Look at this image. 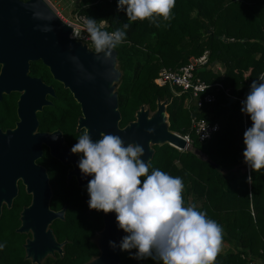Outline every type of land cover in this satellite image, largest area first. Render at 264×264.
Listing matches in <instances>:
<instances>
[{"label":"trees","instance_id":"trees-1","mask_svg":"<svg viewBox=\"0 0 264 264\" xmlns=\"http://www.w3.org/2000/svg\"><path fill=\"white\" fill-rule=\"evenodd\" d=\"M73 12L97 22L105 20L103 30L109 32L129 23L126 10H118V0H80ZM159 24L157 27L149 20L131 22L126 41L115 49L122 73L117 88L121 126L134 121L141 106L154 111L157 99L167 100L169 131L190 134L192 146L206 159L168 144L153 146L150 172L158 168L181 177L185 204H195L222 226V245H228L230 250L221 249L214 264H264V169L248 173L243 158V135L252 126L251 119L241 112V101L228 106L229 99L223 90L213 86L220 84L233 97L245 99L253 80L264 72V0H176L172 18L161 19ZM205 51L209 52V66L214 65L209 69L207 65L196 74L212 86L208 92L215 96V101L189 112L184 106L186 95L174 97L167 87L157 86L155 79L162 68L178 69ZM45 72L42 63L31 64V75L41 76ZM15 99L16 95H11L0 102L2 130L14 126ZM191 115L219 126L204 144L190 130ZM38 117L40 131L62 128L54 116ZM45 159L39 163L46 165ZM60 173H50V208L58 211L66 206V218L54 221L50 228L57 242L65 245L62 257L55 254L42 264H85L99 255L95 236L103 227L102 212H88L84 195L60 190L64 184L58 178ZM30 202L31 197L19 184L12 207L2 209L0 264H31L25 260L23 249L27 236L16 233L19 214ZM134 254L135 250H120V264H158L150 258L134 259Z\"/></svg>","mask_w":264,"mask_h":264},{"label":"water","instance_id":"water-1","mask_svg":"<svg viewBox=\"0 0 264 264\" xmlns=\"http://www.w3.org/2000/svg\"><path fill=\"white\" fill-rule=\"evenodd\" d=\"M39 11L49 22L34 19ZM49 26L50 32L40 28ZM71 27L64 23L54 9L45 0H0V101L3 95L18 93L17 117L14 129H0V218L2 209L12 207L18 196V182L31 196L29 206L20 212V226L16 233L31 234L24 244L25 260L31 264H42L47 257L63 255L65 243H58L51 224L63 220L64 209L54 212L50 209L52 191L45 168L37 164L42 157V146L50 148L55 159L67 164L73 161L79 186L87 187L90 176H82L78 168V159L62 143L59 132L53 134L38 133L37 112L49 103L46 95H53L52 88L39 79L29 77L32 62L41 61L47 67L54 80L63 84L80 104L82 118L79 127H87L94 141L100 133L118 135L124 141L140 144L145 155L141 159L147 163L154 155L153 146L168 144L180 151L186 150V142L177 134L169 131L166 113L167 100H157L156 110L141 106L135 113V120L124 128L118 109L117 86L121 71L117 65V52L114 49L109 61L103 54H96L85 44L70 38ZM78 57L82 67L78 68L70 57ZM214 63L208 66L212 67ZM88 77H92L89 79ZM233 103L230 98L228 106ZM155 128L148 135L147 129ZM53 137H56L55 139ZM67 151L73 155L68 158ZM68 158V159H67ZM220 171L219 166H215ZM248 173L251 170L247 167ZM103 227L97 233L95 244L99 255L85 264H120V244L125 233L118 228L115 213L102 214ZM115 242L116 249L109 246Z\"/></svg>","mask_w":264,"mask_h":264},{"label":"clouds","instance_id":"clouds-1","mask_svg":"<svg viewBox=\"0 0 264 264\" xmlns=\"http://www.w3.org/2000/svg\"><path fill=\"white\" fill-rule=\"evenodd\" d=\"M175 4L176 0H118V10H126L129 23L109 32L103 30L105 20L97 22L86 17L83 29L95 53L109 61L113 50L126 41L131 22L149 20L159 27L161 19L172 18ZM33 15L34 19L52 20L39 11ZM40 30L50 32L52 28ZM79 38L81 32L74 31L71 39ZM70 59L82 67L78 57ZM241 112L250 117L252 124L243 135L244 163L259 172L264 169V72L251 83ZM146 131L152 135L155 128ZM77 141L71 152L81 157L78 168L82 176L92 177L87 184L88 207L106 215L115 213L118 228L126 233L118 245L121 251L135 250L132 258H150L158 264H214L221 251L223 228L195 204H185L181 177L158 168L150 172V161L141 159L145 155L143 146H125L118 135L101 132L99 140L94 141L85 127ZM109 246L117 248L112 241Z\"/></svg>","mask_w":264,"mask_h":264},{"label":"flooded vegetation","instance_id":"flooded-vegetation-1","mask_svg":"<svg viewBox=\"0 0 264 264\" xmlns=\"http://www.w3.org/2000/svg\"><path fill=\"white\" fill-rule=\"evenodd\" d=\"M19 1L26 3L29 0H19ZM32 63H42V62L36 61V62H32ZM31 64H30V67H31ZM117 65H118V62H117ZM45 68H46V72L44 73V75H41V76L40 75H38V76L31 75L30 74V68H29V77H31L33 79L41 80V82L43 84H45L47 87L52 88V90L54 92L53 95H51V94L46 95V101L49 104L47 106H44L42 108V111L37 112V114H36L37 120H38L37 132L38 133H46V134H53L55 132H59L61 139H62V143L71 152V148L78 142L77 138L82 134V130H83V127H81V128L79 127V120H80V118H82L81 106L75 100V98L73 97V94L69 91V89L66 88L60 82L54 80L53 76L51 75L50 70L47 67H45ZM121 78H122V73H121ZM120 81H121V79H120ZM119 84H120V82H119ZM119 84H118V86H119ZM118 86H117V88H118ZM11 95H16V99H15V101H16L15 102L16 103V105H15L16 121L14 122V126L12 128H8V129H14L16 126V123L18 121L17 101L19 99V94L18 93H11L9 95H3L2 100L4 97H9ZM2 100L0 102H2ZM157 100H160V99H157ZM156 103H157V101H156ZM118 109H119V101H118ZM154 111H150V113H153ZM38 115L49 116L48 118H51L54 116L55 119L58 120L57 122L62 126V128L57 127V128L50 130V131L49 130L40 131V129H39L40 120H39ZM120 116H121V114H120ZM121 120H122V118H121ZM134 120H135V115H134ZM131 122H133V121H130L129 123H131ZM129 123H127V124H129ZM119 127L120 128L125 127V126L124 127L121 126V121L119 123ZM5 130H7V129H5ZM5 130H3V131H5ZM42 151H43L42 157L37 161V164H39L43 168H45L47 175H48V178H49V184H50V173L51 172L53 173V172L59 170L61 173H63V178H62L61 173H60V176L58 178H59L61 184H62V182H64L62 187H60V190H70V191H72V192H74L80 196L84 195L85 200L83 201V203L87 206L88 212H91V210L88 207L89 196L87 193V187L79 186L76 175L70 174L71 172L74 171L73 161L68 160L69 162L67 164H63L61 161H59V160L55 159L53 156H51L50 148L45 146V145L42 146ZM70 152L67 151V154H68L67 156H68V158L72 159L73 155L70 154ZM74 156H76L78 160L81 158L80 155H78V154H74ZM45 157H47V158L45 159ZM43 159H45L44 162L46 165L39 163V161H41ZM54 163H57L59 166H54ZM19 184H21V182H18V194H19ZM51 191H52V189H51ZM52 197H53V192H52ZM50 203H51V200H50ZM63 209H64V215H63L64 219L61 221H64L66 218V206H63V208L58 210V211L52 210L54 212H59ZM102 214H103V212H102ZM19 218H20V214H19ZM97 233H96L95 239L97 237ZM23 235H25V234H23ZM25 236H27L26 239L31 238V234H27ZM26 239H25V241H26ZM24 244H25V242H24ZM24 244H23V246H24ZM23 249H24V247H23ZM24 252H25V250H24Z\"/></svg>","mask_w":264,"mask_h":264},{"label":"built area","instance_id":"built-area-1","mask_svg":"<svg viewBox=\"0 0 264 264\" xmlns=\"http://www.w3.org/2000/svg\"><path fill=\"white\" fill-rule=\"evenodd\" d=\"M56 12L57 16L67 25L71 27L70 38L74 31L81 32V38L73 39L75 41L85 44L89 49L95 51L94 46L90 39L87 38V33L83 29V22L86 18L79 13H73L71 19H65L50 3L49 0H45ZM106 24L103 25V28ZM209 66V52L205 51L198 58H191L188 63L178 69L162 68L155 79V84L159 87H167L174 97H180L186 95L184 100V106L191 112L192 110L199 111L204 106L212 104L215 101V96L208 92L211 85L203 82V80L197 76L196 71L205 66ZM215 88L223 90L225 96L234 101H244L233 97L228 90H224L220 84H214ZM190 130L193 132L197 141L201 144L209 141L213 135L219 130L217 123L210 124L207 120L197 118L193 115L190 116ZM177 134V133H175ZM179 135V134H177ZM187 144L186 150H190L192 146V138L190 134L179 135ZM189 147V148H188ZM178 150V149H176ZM180 151V150H178ZM182 152V151H181ZM248 167V165H247ZM223 246V245H222ZM222 249V248H221Z\"/></svg>","mask_w":264,"mask_h":264},{"label":"rangeland","instance_id":"rangeland-1","mask_svg":"<svg viewBox=\"0 0 264 264\" xmlns=\"http://www.w3.org/2000/svg\"><path fill=\"white\" fill-rule=\"evenodd\" d=\"M80 0H50L51 5L65 18V19H71L72 14L74 13V9H76V5L78 4ZM223 71V69H221ZM220 71V73L222 72ZM162 102V101H161ZM168 105V102H167ZM145 109H148L147 106H144ZM193 153H195L199 158L206 159L203 154H201L197 149H195L193 146L189 148ZM247 164L245 165V171L247 170ZM222 252H226L228 249L230 250L229 246L225 244L222 247Z\"/></svg>","mask_w":264,"mask_h":264},{"label":"bare ground","instance_id":"bare-ground-1","mask_svg":"<svg viewBox=\"0 0 264 264\" xmlns=\"http://www.w3.org/2000/svg\"><path fill=\"white\" fill-rule=\"evenodd\" d=\"M50 1V0H49ZM189 148V147H188Z\"/></svg>","mask_w":264,"mask_h":264}]
</instances>
